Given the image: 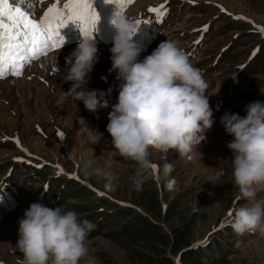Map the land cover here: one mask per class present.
Listing matches in <instances>:
<instances>
[{
	"label": "rangeland",
	"instance_id": "rangeland-1",
	"mask_svg": "<svg viewBox=\"0 0 264 264\" xmlns=\"http://www.w3.org/2000/svg\"><path fill=\"white\" fill-rule=\"evenodd\" d=\"M153 1L159 0H145V3ZM195 1L199 5L194 7L183 1V13L169 21L163 31L169 35L175 31L177 38H181L183 31L189 34L193 26L201 25L205 16L216 19L214 30L209 33L212 38L206 37L203 43L210 55L230 45V51L226 52L229 56L219 63L217 74L221 75L222 82L228 80L227 72L233 74L236 67L230 66L231 59H237L235 63L239 64L257 60L252 64V69H257L251 81L253 87L247 83L237 89L236 94L231 92L226 99L223 93L218 96L229 105L216 113L223 116L229 111L242 112L241 117H244L247 111L242 109L254 99L247 97L250 88L256 91L257 97L264 98V66L258 60L264 57V0ZM177 12H180L178 8L174 15ZM146 37H154L151 30ZM106 51L99 49L98 60L89 73L87 84L105 91L111 89L105 97L109 106L99 109L97 114L84 106H75L70 102V96L58 90L62 83L67 88L71 86V82L62 78L68 65L60 68L58 76L46 72L50 85L11 79L9 87L12 88L0 89V134L10 139L0 143V160L30 157L40 168L41 175H47L42 178L35 174V182L28 183L26 179L30 170H17L14 178L21 185L22 192H31L28 193L30 202H37V187L49 179L55 186L54 180L58 177L69 183L63 194L78 196L68 201L78 211L75 212L81 221L87 219L94 223L105 214L113 217L106 226L97 222L98 230H103L87 238V253L79 264H160L157 257L170 260L164 262L171 264H191L183 257L187 250L201 252L206 257L210 255L207 264H264V235L259 230L237 235L231 228L235 210L251 206L253 201L264 200V192H258L251 201L238 199L239 192L234 187L232 176L233 153L215 122L206 131V139L197 147L192 160L181 158L175 151H170L166 160L153 153L151 159L155 175H163L165 164H171L172 171L160 181L150 177L139 189L133 182L137 163L119 155H110L113 147L107 124L108 114L115 104L110 95L118 101L120 85L124 81L117 79L116 70L110 71L112 54L110 50ZM254 52H257L255 56L252 55ZM143 58L140 56L139 59ZM8 79L0 80V87H6V83H2ZM43 86L50 89L49 93ZM90 129L96 130L94 134L98 143L93 144L89 138ZM61 130L64 132L63 136L60 134L62 138L56 132ZM13 137L18 138V142ZM221 170L224 174L215 184L208 181ZM173 179L175 186L169 189L168 181ZM54 192H58L57 189ZM23 215L21 210L0 212V264H18L22 259L17 243L19 220ZM125 220L130 229L134 226L139 231L138 226L142 228L148 224L147 230L152 234L160 232L164 235L167 243L154 241L161 255L152 250V244L147 240L149 234L143 237L132 229L134 236L128 239L119 233L117 228ZM186 231L190 236H185L181 242Z\"/></svg>",
	"mask_w": 264,
	"mask_h": 264
},
{
	"label": "clouds",
	"instance_id": "clouds-1",
	"mask_svg": "<svg viewBox=\"0 0 264 264\" xmlns=\"http://www.w3.org/2000/svg\"><path fill=\"white\" fill-rule=\"evenodd\" d=\"M109 23L115 30L110 71L116 70L117 79L124 81L118 102L108 114L107 132L113 147L110 155L137 163L133 182L139 189L150 177L160 181L172 171V165L165 164L163 175H155L153 153L166 160L168 153L175 151L183 159H193L215 122L214 112L203 73L175 41L161 42L140 60L144 45L135 39L141 29L138 20L115 12ZM82 37L66 58L68 69L62 78L71 82L67 95L97 114L109 106L105 97L111 89L86 88L98 60L99 41ZM220 122L234 137L225 141L234 157L232 176L238 199L254 200L258 192H264V103L250 102L245 117L225 112ZM95 131L90 129L88 133L93 144L99 142ZM223 174L221 170L208 181L215 184ZM167 186L174 188L175 180H169ZM262 221L264 200L237 208L231 228L237 235L257 230L264 235ZM94 227L87 219L81 221L74 211L32 203L19 220L17 248L23 255L18 264H79L87 253L86 240Z\"/></svg>",
	"mask_w": 264,
	"mask_h": 264
},
{
	"label": "snow or ice",
	"instance_id": "snow-or-ice-1",
	"mask_svg": "<svg viewBox=\"0 0 264 264\" xmlns=\"http://www.w3.org/2000/svg\"><path fill=\"white\" fill-rule=\"evenodd\" d=\"M106 2L122 9L130 0ZM24 3L25 0H0V79L9 75L20 77L34 59L62 48L65 37L61 29L70 22L77 24L85 37L95 38L98 31L101 17L94 0H65L62 6L61 0H55L39 19L22 7Z\"/></svg>",
	"mask_w": 264,
	"mask_h": 264
},
{
	"label": "trees",
	"instance_id": "trees-1",
	"mask_svg": "<svg viewBox=\"0 0 264 264\" xmlns=\"http://www.w3.org/2000/svg\"><path fill=\"white\" fill-rule=\"evenodd\" d=\"M262 67L264 66V58H263V61H262ZM38 173L39 174H42L40 171H38ZM43 176L45 177V176H47L46 174H43ZM54 184H55V186H54V189L56 190V189H58V188H61V186L62 185H64V184H66V186H67V188H69V183H67V182H65V181H63V180H61L60 178H58V177H56L55 178V180H54ZM68 190V189H67ZM70 194H72V195H74L73 194V191L72 190H70ZM65 197H66V199L67 200H70V199H73V198H75V197H78V196H68V194H66L65 195ZM103 202V201H102ZM104 203V202H103ZM69 204H70V206L72 207V204L69 202ZM108 204V203H107ZM70 207V208H71ZM71 210L72 211H76V210H74V207H72L71 208ZM76 212H78V211H76ZM101 215V214H100ZM100 215H98V216H100ZM99 218H101V220H97V222L99 223V225L100 226H102L103 225V223L105 224V226H106V224L107 223H110L112 220H113V217L112 216H107V214H105V216L104 217H99ZM105 219L107 220V221H105ZM103 221V222H102ZM97 222H94L93 224L95 225V227H94V229L89 233V235H88V238H90L91 236H95V235H97V234H99V233H101L100 231L101 230H103V229H99L98 230V227H97ZM127 222L128 221H123L121 224H120V227L119 228H117L118 229V232L119 233H121L122 235H125L128 239L129 238H132L134 235V233H135V231H133L132 229H135L136 230V228H134V226H132L131 227V229L128 227L129 225H127ZM148 224H146V225H144V227L142 226V228H141V226H138L139 227V231H138V229L136 230V231H138L140 234H142V236L143 237H145V236H148V234H149V239H147L148 240V243H150V244H152V246H151V248H152V250L157 254V255H161V251H160V249L158 248V246L157 245H155L154 244V241L156 242V241H161V242H164V243H167V238L164 236V235H162L160 232H155L154 234H152L151 233V231H148L147 230V226ZM188 231V230H187ZM187 231H186V234H183L182 235V238H181V242H183V240L185 239V236H190V233L188 232L187 233ZM146 239H145V241H147ZM184 258H186L188 261H191V264H207V262L209 261V259L211 258L210 257V255H207V257L206 256H204V254H202L201 252H192V251H190V250H187L186 252H185V255L183 256ZM228 257V256H227ZM157 259L159 260V263L160 264H171V263H169V262H171L170 260H167V259H165V258H160V257H157ZM164 261H169V262H164ZM152 263V262H151ZM226 263H228L227 261H226Z\"/></svg>",
	"mask_w": 264,
	"mask_h": 264
},
{
	"label": "bare ground",
	"instance_id": "bare-ground-1",
	"mask_svg": "<svg viewBox=\"0 0 264 264\" xmlns=\"http://www.w3.org/2000/svg\"><path fill=\"white\" fill-rule=\"evenodd\" d=\"M106 52H108V51H106ZM101 53H102V52H101ZM60 71H61V69H60ZM7 79H8V78H7ZM51 79H52V78H51ZM19 80H20V79H18L17 81H19ZM23 80H24V79H23ZM15 81H16V80H15ZM17 81H16V82H17ZM21 81H22V80H21ZM48 82H50L49 79H48ZM5 83H6V84H5ZM9 83H11V79H10V78H9L7 81H5V82L2 83V84H5L6 87H0V89H1V88H2V89L8 88L9 85H10ZM19 84H20V83H18V85H19ZM63 85L65 86L64 83H63ZM10 87H11V86H10ZM10 87H9V88H10ZM43 87H44V90H46V91L48 90V88H45V86H43ZM11 88H12V87H11ZM49 90H50V89H49ZM49 90H48V93H49ZM58 90L60 91V87L58 88ZM42 94H43V96H46V93H45V92H43ZM5 95L8 96L6 91H5ZM110 96L114 98V102H115V103L118 102V101H115V100H117V99H116L112 94H111ZM50 98H51V97H50ZM9 101H10V100H9ZM56 132L58 133L59 137H61L60 134H62V136H63V134H64L63 130H61V131H56ZM17 136H19V135H17ZM61 138H62V137H61ZM25 150H26V149H25ZM25 150H24V151H25ZM28 151H29V149H28Z\"/></svg>",
	"mask_w": 264,
	"mask_h": 264
}]
</instances>
